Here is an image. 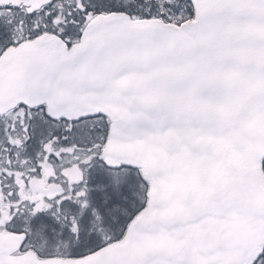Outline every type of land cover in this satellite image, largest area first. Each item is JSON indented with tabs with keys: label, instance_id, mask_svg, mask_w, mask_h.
Segmentation results:
<instances>
[{
	"label": "snow or ice",
	"instance_id": "obj_1",
	"mask_svg": "<svg viewBox=\"0 0 264 264\" xmlns=\"http://www.w3.org/2000/svg\"><path fill=\"white\" fill-rule=\"evenodd\" d=\"M0 264H264V0H0Z\"/></svg>",
	"mask_w": 264,
	"mask_h": 264
}]
</instances>
